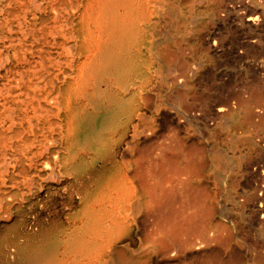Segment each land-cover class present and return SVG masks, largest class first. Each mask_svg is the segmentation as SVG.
I'll use <instances>...</instances> for the list:
<instances>
[{"label": "bare ground", "instance_id": "bare-ground-1", "mask_svg": "<svg viewBox=\"0 0 264 264\" xmlns=\"http://www.w3.org/2000/svg\"><path fill=\"white\" fill-rule=\"evenodd\" d=\"M24 2L0 0V66ZM76 10L27 78L29 138L0 137V264H264V0Z\"/></svg>", "mask_w": 264, "mask_h": 264}, {"label": "rangeland", "instance_id": "rangeland-1", "mask_svg": "<svg viewBox=\"0 0 264 264\" xmlns=\"http://www.w3.org/2000/svg\"><path fill=\"white\" fill-rule=\"evenodd\" d=\"M77 3L78 0H28L26 13L27 0L22 6L17 7L12 4L19 10L20 28L14 20L12 24L13 35H17L20 40V49L16 58H9L0 66L3 75V78L0 79V89L2 88L0 92V137L9 136L10 142L15 145H17V136L28 135L29 138L30 135L23 113L27 78L29 95L31 73L39 72L49 57L56 58L62 46L75 43ZM9 68L11 71L5 76V71ZM10 80L13 82L10 83ZM7 108L19 109L15 122L5 115ZM6 151H8L7 148ZM13 165H9L7 174L12 173ZM8 191L10 188H7L6 192ZM8 203V196L0 191L1 233H5L7 230L5 212Z\"/></svg>", "mask_w": 264, "mask_h": 264}]
</instances>
